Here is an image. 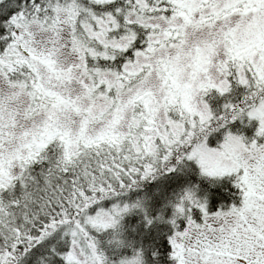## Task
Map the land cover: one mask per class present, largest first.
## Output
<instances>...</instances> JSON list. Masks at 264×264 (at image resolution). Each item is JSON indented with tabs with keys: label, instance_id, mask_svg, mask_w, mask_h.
Segmentation results:
<instances>
[{
	"label": "snow or ice",
	"instance_id": "6c2138e0",
	"mask_svg": "<svg viewBox=\"0 0 264 264\" xmlns=\"http://www.w3.org/2000/svg\"><path fill=\"white\" fill-rule=\"evenodd\" d=\"M0 264H264V0H0Z\"/></svg>",
	"mask_w": 264,
	"mask_h": 264
}]
</instances>
